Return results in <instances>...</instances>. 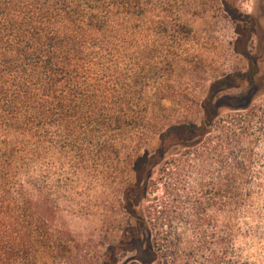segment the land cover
Returning <instances> with one entry per match:
<instances>
[{
    "label": "trees",
    "instance_id": "1",
    "mask_svg": "<svg viewBox=\"0 0 264 264\" xmlns=\"http://www.w3.org/2000/svg\"><path fill=\"white\" fill-rule=\"evenodd\" d=\"M199 2L0 0V264H84L57 220L59 201L92 184L124 203L127 232H155L148 249L180 229L181 264H245L258 137L251 117L215 121L221 81L199 98ZM148 189L163 198L142 206Z\"/></svg>",
    "mask_w": 264,
    "mask_h": 264
},
{
    "label": "rangeland",
    "instance_id": "2",
    "mask_svg": "<svg viewBox=\"0 0 264 264\" xmlns=\"http://www.w3.org/2000/svg\"><path fill=\"white\" fill-rule=\"evenodd\" d=\"M199 6L202 11L192 23L194 46L200 73L208 79L199 91V98L205 96L210 82L221 81L219 89H223L215 104V121L236 114L252 118V134L258 137L254 146L259 158L256 178L262 180L264 186V129L261 125L264 121V0H200ZM202 119V110L189 118L197 123ZM158 147L159 140L153 138L147 150L153 152ZM157 170L158 167L152 169L153 178L157 177ZM197 177L192 170L191 174L183 176L182 183L193 185ZM210 179L212 175L205 178ZM161 191L153 197L148 189L142 206L149 200L160 201ZM103 192L107 198L100 197ZM69 195L70 199L59 201L57 223L79 242V248L73 249V253L81 256L84 264H181L179 250L182 251L184 245L179 241L180 229L175 238H169L170 234L165 235L167 238L157 237L158 246L148 249L147 241L155 238V232H150L151 236L144 231L135 235L127 232L128 225H135L136 220L121 211L124 203L114 200L110 190L92 184L88 190L76 187ZM253 195L246 206L248 213L240 216V227L248 234L238 238L237 247L238 251L243 250L241 257L245 264H264V190H255ZM109 206L113 207L112 213L105 211ZM174 226L179 228V222ZM133 237L137 243L131 242Z\"/></svg>",
    "mask_w": 264,
    "mask_h": 264
}]
</instances>
